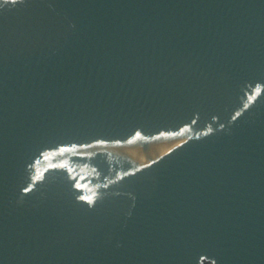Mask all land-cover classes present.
<instances>
[{"label": "water", "instance_id": "water-1", "mask_svg": "<svg viewBox=\"0 0 264 264\" xmlns=\"http://www.w3.org/2000/svg\"><path fill=\"white\" fill-rule=\"evenodd\" d=\"M0 264H264V0H0Z\"/></svg>", "mask_w": 264, "mask_h": 264}]
</instances>
